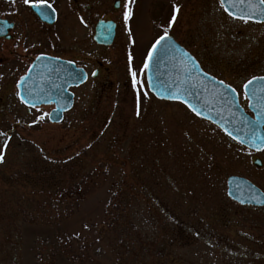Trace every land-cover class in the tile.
<instances>
[{"label":"rangeland","instance_id":"obj_1","mask_svg":"<svg viewBox=\"0 0 264 264\" xmlns=\"http://www.w3.org/2000/svg\"><path fill=\"white\" fill-rule=\"evenodd\" d=\"M159 2L175 14L172 35L246 107L243 83L264 74V25L232 21L219 0H140L135 14ZM145 23L131 67L121 37L107 50L110 83L75 89L58 123L51 106L28 110L19 73L10 80L1 68L0 264H264V206L226 194L229 175L264 191V149L153 97L141 71L154 35Z\"/></svg>","mask_w":264,"mask_h":264},{"label":"water","instance_id":"obj_2","mask_svg":"<svg viewBox=\"0 0 264 264\" xmlns=\"http://www.w3.org/2000/svg\"><path fill=\"white\" fill-rule=\"evenodd\" d=\"M254 3H258V0H254ZM250 20L264 22V15L257 13ZM113 33V26L109 24L103 41L110 44ZM38 57L41 58L36 57L26 73L18 79L17 96L30 108L53 105L48 120L58 123L62 120L63 113L72 107L73 94L68 88L84 82L85 76L68 61L46 55ZM254 77L257 79L253 80L247 90L242 86L244 96L247 92L245 110L239 102L237 91L231 85L203 71L197 60L169 35L158 46L150 67L145 70L147 88L157 99L180 102L195 114L188 107V104H192L202 113L198 117L213 123L230 138L236 136L243 139L245 143L242 144L238 139L232 138L247 148L260 151L263 148L258 149L251 143V124L257 125V136H264V79H260L264 75ZM150 84L155 87H150ZM173 94L180 98H172ZM229 132L232 136L228 135ZM255 143L259 145L261 141L257 139ZM253 163L261 165L259 159H254ZM226 194L241 205H264V193L261 189L241 176L227 177Z\"/></svg>","mask_w":264,"mask_h":264},{"label":"flooded vegetation","instance_id":"obj_3","mask_svg":"<svg viewBox=\"0 0 264 264\" xmlns=\"http://www.w3.org/2000/svg\"><path fill=\"white\" fill-rule=\"evenodd\" d=\"M36 2L37 0H29L26 4L24 0H14V2L0 0V29H2L0 50L3 51L0 55V70L3 68V73H7L10 80L12 75L19 73L14 82L15 88L18 79L40 55L68 61L84 74V82L68 88L73 94V103L74 90L84 86L91 79L99 80L101 85L106 86L110 83L107 66L108 47L122 37L127 41V48L123 53L131 57V43L138 35L136 31L134 32L136 23L143 18L146 22L143 31L148 29L144 35L147 34L150 38V35L154 34L143 64L149 49L161 35H164L165 31L179 45L187 49L170 32L169 22L172 14L167 13L165 2H159L157 8L144 12L140 18L135 14V6L140 4V0H133V2L129 0H48L54 12L51 9H44L43 13L39 7H32ZM127 10H130L131 14L125 21L124 12ZM231 20L243 21L234 18ZM248 23L264 25V22L251 20ZM109 24H112L114 33L111 43L107 44L103 39L107 36ZM189 52L194 55L201 68L210 73L197 56ZM128 61L131 67V60L128 59ZM257 158L261 160L260 157Z\"/></svg>","mask_w":264,"mask_h":264},{"label":"snow or ice","instance_id":"obj_4","mask_svg":"<svg viewBox=\"0 0 264 264\" xmlns=\"http://www.w3.org/2000/svg\"><path fill=\"white\" fill-rule=\"evenodd\" d=\"M14 2V0H13ZM29 0H24V3H28ZM129 2H133V0H129ZM221 6L224 8V11L228 13L229 16L233 17L234 19H240L244 22H248L250 19H253L257 13L264 15V0H258V3H254V0H220ZM33 8L39 7L41 9V12H44V9H51L54 12V9L52 8V4L48 2V0H37L36 3L32 5ZM176 11H178V7L174 6ZM45 15L47 13H44ZM131 12L130 10H127L124 12V19L127 21L129 19ZM175 14L173 15L172 19L169 22V25H171L175 21ZM83 22V21H82ZM2 31V29H0ZM168 39L167 31H165L164 35H161L155 43L152 45V47L149 49L148 54L145 58L142 72L150 67V62L153 58L154 53L156 52L158 46L161 45L163 41ZM41 57H37V59H40ZM131 60V57L129 58ZM131 71V69H130ZM95 75V73H93ZM133 76V86H136L138 83H141V81H138L136 79V73H132ZM23 79V78H22ZM257 79L256 77H253L251 80L247 81L246 84L243 85L245 90L248 89L249 85L253 83V80ZM264 79V78H260ZM223 83V82H221ZM150 87H155V85L150 84ZM233 91H235L233 89ZM145 96H147V93H145ZM245 96L247 98V92L245 93ZM172 98L179 99L180 97L176 94H173ZM23 100V97L21 98ZM186 102V101H185ZM250 106H253L250 104ZM188 107L191 108V110L197 115L200 116L202 113L200 110H197L192 104H188ZM257 115L259 116L260 113L258 112ZM43 117H41L42 119ZM257 125L255 123L251 124V143L254 147L264 148V136H257L256 132ZM0 135H5L4 133H0ZM228 135L232 136V133L229 132ZM233 139H238L240 143H245L243 139H240L236 136H232ZM259 139L261 141V144L257 145L255 141ZM4 146H7V141H5ZM3 156L0 154V161H2Z\"/></svg>","mask_w":264,"mask_h":264}]
</instances>
